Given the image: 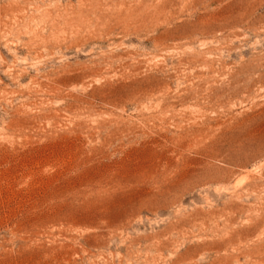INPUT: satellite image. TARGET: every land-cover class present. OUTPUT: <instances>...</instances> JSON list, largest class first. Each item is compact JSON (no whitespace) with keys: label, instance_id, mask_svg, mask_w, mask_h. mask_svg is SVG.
<instances>
[{"label":"rangeland","instance_id":"obj_1","mask_svg":"<svg viewBox=\"0 0 264 264\" xmlns=\"http://www.w3.org/2000/svg\"><path fill=\"white\" fill-rule=\"evenodd\" d=\"M0 264H264V0H0Z\"/></svg>","mask_w":264,"mask_h":264}]
</instances>
